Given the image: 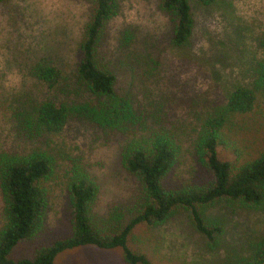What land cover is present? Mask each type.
<instances>
[{
    "label": "rangeland",
    "instance_id": "1",
    "mask_svg": "<svg viewBox=\"0 0 264 264\" xmlns=\"http://www.w3.org/2000/svg\"><path fill=\"white\" fill-rule=\"evenodd\" d=\"M117 12L107 21L95 57L114 77V95L136 118H153L157 129L172 133L180 155L163 180L166 186L201 185L207 170L194 160L192 128L198 120L221 115L231 91L245 86L256 91L246 114H224L223 133L250 158L264 147V95L255 88V69L264 61V0H214L207 5L187 0L192 33L181 46L172 44V23L160 0H114ZM94 9L91 0H4L0 2V149L19 151L22 142L7 119L28 110L32 101L63 103L67 122L42 148L57 161L54 176L44 184L47 208L41 231L20 242L11 260L30 258L35 249L69 234L64 169L77 160L97 184L92 206L98 224L118 217L125 224L141 201L135 177L120 166L123 136L104 133L85 118L109 100L80 83L75 68L78 45ZM53 67L58 78L47 88L38 82V63ZM82 118V119H81ZM175 135V136H174ZM217 147L221 158L232 152ZM1 210V203H0ZM206 223H221L220 245L209 250L196 233L188 213L175 210L152 227L137 225L126 240L132 251L151 264H216L242 243L264 232V208L243 210L237 202L218 200L202 208ZM0 216V225H1ZM227 251V252H226ZM54 264H125L120 251L86 245L64 251Z\"/></svg>",
    "mask_w": 264,
    "mask_h": 264
},
{
    "label": "trees",
    "instance_id": "2",
    "mask_svg": "<svg viewBox=\"0 0 264 264\" xmlns=\"http://www.w3.org/2000/svg\"><path fill=\"white\" fill-rule=\"evenodd\" d=\"M4 0H0L2 2ZM94 9L84 27L78 45L79 60L75 72L82 85L109 100L100 110H88L94 118H85L104 133L123 136L118 151L121 168L135 177L141 187V201L124 224L118 217L98 224L92 213L97 184L87 170L71 160L64 169L69 234L34 250L30 258L11 260L10 254L22 241L41 231L47 208L44 184L51 180L57 161L42 148L47 136L58 134L67 122L70 108L63 103L32 101L28 110H18L7 119L22 142L19 151L0 149V264H54L55 257L68 250L92 245L100 249L119 250L125 264H151L140 252L132 251L126 240L140 224L152 227L164 222L175 210L188 213L204 246L214 250L220 245L221 223H206L202 208L218 200L237 202L243 210L259 212L264 208V147L250 158L225 136L224 114L248 113L255 106L257 94L245 86L229 94L221 115L202 118L192 128V155L210 175L199 185L166 186V173L180 155V144L172 133L157 129L153 118H136L127 103L114 95V77L105 64L95 57V47L110 16L116 14L114 0H91ZM207 5L214 0H194ZM159 7L172 23V44L181 46L191 36L193 20L187 0H160ZM38 82L51 88L58 78L53 67L44 62L34 69ZM255 88L264 95V61L255 69ZM82 119V118H81ZM175 136V135H174ZM232 152V160L221 158L217 147ZM227 252V251H226ZM216 264H264V232L242 243L238 252L231 250Z\"/></svg>",
    "mask_w": 264,
    "mask_h": 264
}]
</instances>
